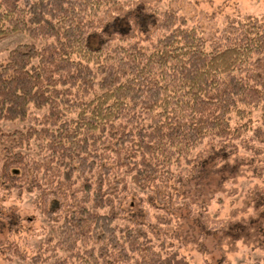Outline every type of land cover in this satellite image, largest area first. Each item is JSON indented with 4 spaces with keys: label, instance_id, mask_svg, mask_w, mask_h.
Segmentation results:
<instances>
[{
    "label": "trees",
    "instance_id": "trees-1",
    "mask_svg": "<svg viewBox=\"0 0 264 264\" xmlns=\"http://www.w3.org/2000/svg\"><path fill=\"white\" fill-rule=\"evenodd\" d=\"M122 3L0 0V40L32 39L0 65V186L38 190L52 223L31 257L11 244L28 264H192L145 223L120 222L132 184L159 189L208 142L264 145V19L232 16L207 38L179 10L149 4L144 36H119L133 24L118 18L117 34L93 45ZM33 109L45 113L29 127L3 128ZM32 141L39 154L26 150Z\"/></svg>",
    "mask_w": 264,
    "mask_h": 264
},
{
    "label": "rangeland",
    "instance_id": "rangeland-1",
    "mask_svg": "<svg viewBox=\"0 0 264 264\" xmlns=\"http://www.w3.org/2000/svg\"><path fill=\"white\" fill-rule=\"evenodd\" d=\"M149 4L179 10L207 38L214 37L232 16L254 14L264 19V0H123L103 20L104 27L93 35L92 44L115 36L112 23L118 18L133 24L127 34L119 36H144L141 14L148 12ZM31 41L25 32L1 39L0 65L10 49ZM44 113L33 109L27 120L2 125L6 131L25 129ZM29 147L26 150L39 154L36 141ZM196 152L200 161L177 171L159 189L143 190L132 184V191L122 201L120 222L145 223L157 243L179 250L192 264L214 262L222 256L235 264H264V145L245 139L234 149L226 143L208 142ZM38 200V190L20 193L0 186V264H28L13 255L11 244L17 243L31 257L53 235L52 223L41 212ZM221 221L224 228L210 227Z\"/></svg>",
    "mask_w": 264,
    "mask_h": 264
}]
</instances>
